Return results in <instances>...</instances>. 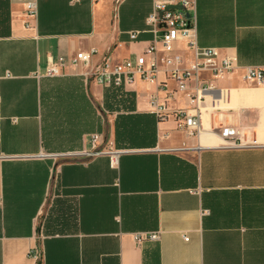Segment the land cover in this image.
Wrapping results in <instances>:
<instances>
[{"label": "crops", "instance_id": "crops-1", "mask_svg": "<svg viewBox=\"0 0 264 264\" xmlns=\"http://www.w3.org/2000/svg\"><path fill=\"white\" fill-rule=\"evenodd\" d=\"M1 2L0 264H264V81L243 79L264 69V0H195L197 46L237 66L200 76L213 89L198 107L202 128L234 127L246 145L226 150L178 129L194 82L177 89L161 45L153 83L106 88L79 76L144 54L152 0H37L29 28L21 2ZM90 50L88 68L46 77L50 60ZM175 50L188 69L193 51ZM153 95L169 114L162 122ZM93 136L100 155L82 156ZM152 232L158 242L134 240Z\"/></svg>", "mask_w": 264, "mask_h": 264}, {"label": "built area", "instance_id": "built-area-1", "mask_svg": "<svg viewBox=\"0 0 264 264\" xmlns=\"http://www.w3.org/2000/svg\"><path fill=\"white\" fill-rule=\"evenodd\" d=\"M25 7L24 17L27 21L26 28L30 27L29 22L36 20L38 15L37 0H18ZM152 12L146 18L147 25L151 28V34L154 36L153 44L146 48L144 54L136 57L134 61H124L120 64L111 65L106 59L99 64L95 70L83 72L79 76L83 77L87 82H91L96 86L106 88H122L130 87L134 83L135 78L143 83H153L158 73V62L155 58V45H161L164 56L159 61L165 67L167 77L174 81L177 89L180 92L186 90L187 82H194L193 92L189 97L194 115L190 112L178 111L174 113L175 121L178 129H180L188 139L199 138L202 135H211L218 137L221 141L222 149H242L246 147L242 143L241 137L236 128L231 126L209 128L206 132H198L197 124L201 121L200 113L198 112L199 105L204 102V95L212 92L211 84L200 81L201 75H209L212 78L224 76L232 73L237 69L234 60L230 58L218 59L217 51L214 49H201L197 46L195 27V0H178L175 5L180 6V10H169V3L163 0H152ZM159 35V36H158ZM130 40L134 41L137 38L136 33H130ZM177 43H183L188 49L193 51V61L188 69L181 68V59L175 55V46ZM97 54L94 50L87 53L81 52L72 59H58L48 62L46 77H60L61 70L71 68L77 71L82 68H88L92 58ZM243 79L247 82H257L262 84L264 81V69L247 68ZM150 113L153 114L158 122L168 119L169 114L165 108L159 105V100L156 96H151L148 103ZM100 137L93 136L90 140L92 152H84L82 156L93 157L99 156L95 153L100 146ZM134 240L137 243L143 241L158 242V233H149L148 235H137ZM186 240V239H184ZM31 258L35 262H39L40 252L32 250Z\"/></svg>", "mask_w": 264, "mask_h": 264}, {"label": "trees", "instance_id": "trees-1", "mask_svg": "<svg viewBox=\"0 0 264 264\" xmlns=\"http://www.w3.org/2000/svg\"><path fill=\"white\" fill-rule=\"evenodd\" d=\"M5 5L3 2L0 3V38L9 33L8 31V16L3 13Z\"/></svg>", "mask_w": 264, "mask_h": 264}, {"label": "bare ground", "instance_id": "bare-ground-1", "mask_svg": "<svg viewBox=\"0 0 264 264\" xmlns=\"http://www.w3.org/2000/svg\"><path fill=\"white\" fill-rule=\"evenodd\" d=\"M205 123V122H204ZM206 126V125H205ZM197 128H198V132H206L203 128H202V126H201V121H199L198 122V124H197Z\"/></svg>", "mask_w": 264, "mask_h": 264}, {"label": "water", "instance_id": "water-1", "mask_svg": "<svg viewBox=\"0 0 264 264\" xmlns=\"http://www.w3.org/2000/svg\"><path fill=\"white\" fill-rule=\"evenodd\" d=\"M168 9L169 10H175V9L180 10V6L179 5L170 6V7H168Z\"/></svg>", "mask_w": 264, "mask_h": 264}]
</instances>
